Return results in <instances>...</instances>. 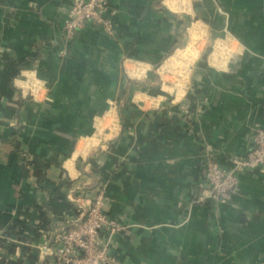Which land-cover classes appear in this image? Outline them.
<instances>
[{"label":"crops","instance_id":"obj_1","mask_svg":"<svg viewBox=\"0 0 264 264\" xmlns=\"http://www.w3.org/2000/svg\"><path fill=\"white\" fill-rule=\"evenodd\" d=\"M71 2L0 0V239L13 221L29 237L7 238L16 264H54L99 187L121 228L101 235L104 264H264L262 169L193 203L202 156L228 169L264 127V0H109L110 32L68 42Z\"/></svg>","mask_w":264,"mask_h":264},{"label":"built area","instance_id":"obj_2","mask_svg":"<svg viewBox=\"0 0 264 264\" xmlns=\"http://www.w3.org/2000/svg\"><path fill=\"white\" fill-rule=\"evenodd\" d=\"M108 6L109 0H72L62 24L65 40H73L76 33L88 23L102 26L106 32H110V20L105 17ZM202 157L204 184L193 203H222L235 190L241 171L252 168L264 171V127L254 131L250 148L244 156L230 158L228 169H221L210 153ZM103 205L99 187L87 209L80 215L76 227L61 232V245L50 253L54 264H104L109 260L108 241L102 240L101 235L104 232L112 234L121 228L107 218ZM46 251L43 250V254H47Z\"/></svg>","mask_w":264,"mask_h":264},{"label":"trees","instance_id":"obj_3","mask_svg":"<svg viewBox=\"0 0 264 264\" xmlns=\"http://www.w3.org/2000/svg\"><path fill=\"white\" fill-rule=\"evenodd\" d=\"M189 111H193L192 108L189 109ZM15 145V143H14ZM17 146V144L15 145ZM24 163L27 166H33V169L31 171V174L37 179V182L39 183L41 179L43 178V164L42 162L37 158H24ZM60 186V185H59ZM58 186V187H59ZM58 187L54 189L52 193L57 194ZM51 221L49 217L47 216V212H41L40 213V221L38 222L37 226L31 230L32 234L35 236H38V232H48L51 230ZM6 237L4 239H0V264H16V257H15V251H16V244L10 243L7 241V238L10 237H19V239L26 243L29 239L28 234H25L22 230V223L19 221H13L11 226L7 228L6 230ZM25 249V248H24ZM26 250V249H25ZM3 254V256H1ZM8 256V257H5ZM32 260L37 263V257L32 256Z\"/></svg>","mask_w":264,"mask_h":264}]
</instances>
